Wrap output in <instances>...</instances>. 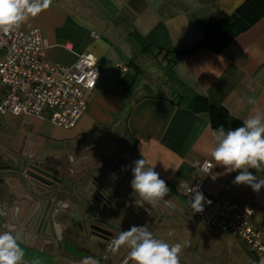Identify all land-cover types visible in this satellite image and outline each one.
I'll list each match as a JSON object with an SVG mask.
<instances>
[{"label": "crops", "instance_id": "obj_1", "mask_svg": "<svg viewBox=\"0 0 264 264\" xmlns=\"http://www.w3.org/2000/svg\"><path fill=\"white\" fill-rule=\"evenodd\" d=\"M243 1L52 0L21 27L40 31L49 61L71 65L85 51L96 57L100 76L86 93L87 110L68 129L54 125L47 113L43 118L15 115L17 122L0 121V129L34 139L33 150H48L65 166L106 164L126 144L130 161L146 159L165 180L170 193L163 200L177 203L179 221L172 223L180 231L165 234L163 240L170 245L188 242L180 264H251L243 249L253 264H262L264 256L249 251L239 239L199 222L185 200L187 185L202 180L206 195L251 206L250 222L264 236V188L256 193L250 186L233 184L240 170L224 174L225 168L210 155L217 129L237 127L186 105L193 96H204L241 123L257 110L264 113V17L220 52L206 47L185 52L200 38L205 19L230 14ZM119 62L128 70L119 69ZM204 160L212 161L211 173L193 164ZM249 171L264 179V170ZM17 240L25 264H81L84 257L111 264L96 254L73 256L27 238ZM238 254L243 262L236 260Z\"/></svg>", "mask_w": 264, "mask_h": 264}, {"label": "water", "instance_id": "obj_2", "mask_svg": "<svg viewBox=\"0 0 264 264\" xmlns=\"http://www.w3.org/2000/svg\"><path fill=\"white\" fill-rule=\"evenodd\" d=\"M15 142L18 140L12 135L0 140V215L4 227L14 229L17 221L28 231L32 226H39L43 232L62 226L73 238L87 236L88 229L91 234L95 229L101 233L104 230L106 238L99 241L100 253L109 251L106 242L115 235L110 230L120 233L133 225L147 224L152 233H175L177 226L170 223L179 221L176 201L140 205L121 173L122 163L106 169L114 158L106 164L84 161L65 166L40 148L18 147ZM67 170L69 175H63ZM66 248L70 255H86ZM128 252L122 246L116 253L109 251L108 259L111 264H132Z\"/></svg>", "mask_w": 264, "mask_h": 264}, {"label": "built area", "instance_id": "obj_3", "mask_svg": "<svg viewBox=\"0 0 264 264\" xmlns=\"http://www.w3.org/2000/svg\"><path fill=\"white\" fill-rule=\"evenodd\" d=\"M47 43L36 28L22 27L0 33V115H30L43 118L65 129L75 126L87 110L86 93L91 92L100 76L96 57L85 51L71 65L46 59ZM118 68L128 67L119 62ZM211 173L210 160L195 161ZM196 188L204 195L203 211L194 213L190 193ZM205 183L193 180L185 189L187 207L202 224L239 239L257 256H264V236L252 226L251 206L238 207L222 197L204 193Z\"/></svg>", "mask_w": 264, "mask_h": 264}, {"label": "clouds", "instance_id": "obj_4", "mask_svg": "<svg viewBox=\"0 0 264 264\" xmlns=\"http://www.w3.org/2000/svg\"><path fill=\"white\" fill-rule=\"evenodd\" d=\"M52 0H0V33H10L20 28L29 18L36 17L48 9ZM249 104H255L249 98ZM215 146L210 155L216 165L225 168L228 174L240 170L232 181L236 185H247L256 193L264 188V179H258L249 169L257 172L264 170V113L259 110L243 121L242 126L225 131L220 126L214 136ZM133 179L130 187L132 195L138 197L140 205L155 206L170 193L165 180L144 158L132 162ZM122 170H127L125 167ZM116 179V174H112ZM205 197L202 192L192 188L190 193L191 207L194 213L202 212ZM171 235V233H169ZM122 246L129 249L128 257L132 264H180V254L188 242L170 245L154 237L147 224L131 226L121 231L108 245L109 251L116 253ZM25 251L10 231L0 232V264H25ZM38 264V261L34 262ZM81 264H98L91 257H84ZM264 264V262H262Z\"/></svg>", "mask_w": 264, "mask_h": 264}, {"label": "flooded vegetation", "instance_id": "obj_5", "mask_svg": "<svg viewBox=\"0 0 264 264\" xmlns=\"http://www.w3.org/2000/svg\"><path fill=\"white\" fill-rule=\"evenodd\" d=\"M8 135H12L13 137H16L18 142H15L14 144L18 147H20V145L23 146H29V148H31V150H33V141L34 139H24L22 137H19L18 135H14L11 134L10 132L7 131H2L0 129V140H6ZM126 144H124L120 150V152H124L125 154L121 153L120 156V152L119 154L117 153L114 156V161L111 162L108 167L106 169H110L112 167H114L117 163L121 164L120 167L124 168L126 167L127 170H122L121 173H124V178L127 182V185L130 186V181L133 179L132 176V172H131V167L134 166L133 165V161H130L131 158L129 156V154H127L126 151ZM47 152L49 155H51V152L48 150H42ZM123 168V169H124ZM133 210H136L137 213L141 214V211L139 212L136 207H133ZM139 210H142L139 208ZM143 211V210H142ZM3 216L0 215V232H4V231H10L12 232V234L16 237V239H23V238H27L29 240L30 243L34 244V245H39V246H43L44 248H48V249H52V250H56V251H65L67 252V248L70 250H74L76 252H82V253H86V254H96L99 257L108 260V253L106 252V250H104L103 252L100 253V242H103L102 238H106L105 233L102 231H98L97 229H95L93 231V234L89 233L90 230L88 229V233L87 236H83L81 235L80 237H76L73 238L68 232L67 230H65L62 226H58L57 228H54L53 230H49L48 228L45 229V231L43 232L42 228H40L39 226H32L31 230L28 231L27 229L19 226V222L17 221V223H14V229H9L7 227H4V220L1 219ZM154 218V216L152 217ZM59 219H65L63 217L59 218ZM171 226H177L175 223H170ZM109 229L107 228L108 231ZM111 232H113V237H111L107 242L106 245L108 246V244L111 243V240L113 238H115L116 236H118L120 233H117L113 230H110ZM179 230L178 226L174 229V232L177 233ZM174 233V234H175ZM154 237H159V239L163 240V236L165 235V233L162 234V232L160 231H155L153 233ZM79 236V233H78ZM108 248V247H107Z\"/></svg>", "mask_w": 264, "mask_h": 264}, {"label": "trees", "instance_id": "obj_6", "mask_svg": "<svg viewBox=\"0 0 264 264\" xmlns=\"http://www.w3.org/2000/svg\"><path fill=\"white\" fill-rule=\"evenodd\" d=\"M262 17H264V0H244L230 14H223L218 19H205L200 38L185 52H193L202 47L220 52L235 36L250 28ZM186 105L195 112L209 113L214 120L220 119L235 127L243 124L230 115L224 107L210 104L204 96L195 95Z\"/></svg>", "mask_w": 264, "mask_h": 264}, {"label": "rangeland", "instance_id": "obj_7", "mask_svg": "<svg viewBox=\"0 0 264 264\" xmlns=\"http://www.w3.org/2000/svg\"><path fill=\"white\" fill-rule=\"evenodd\" d=\"M141 80V82H143L144 80H142V79H140ZM149 88H150V86H149ZM153 88V87H152ZM18 119H20L19 117H17V116H15V115H12V114H9V113H7V114H5V115H0V121L2 122V121H14V122H17V120ZM22 119V118H21ZM30 119H32V118H30ZM58 127H60V126H58ZM63 128V127H62ZM163 234V233H162ZM243 249V248H242ZM243 251H244V253L246 254V255H248L250 258H251V264H253L254 263V259H253V257L251 256V254H248V252H246V250L245 249H243ZM236 260H238V261H242L243 262V258L241 257V255L240 254H238L237 256H236ZM234 264H235V262H234Z\"/></svg>", "mask_w": 264, "mask_h": 264}]
</instances>
